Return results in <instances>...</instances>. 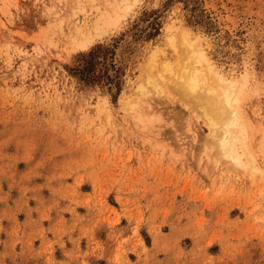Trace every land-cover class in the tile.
<instances>
[{
  "label": "rangeland",
  "instance_id": "1",
  "mask_svg": "<svg viewBox=\"0 0 264 264\" xmlns=\"http://www.w3.org/2000/svg\"><path fill=\"white\" fill-rule=\"evenodd\" d=\"M80 1L0 0V264H264L262 132L257 170L218 158L143 69L156 46L176 59L185 27L227 75L248 67L263 128L264 16L246 0Z\"/></svg>",
  "mask_w": 264,
  "mask_h": 264
},
{
  "label": "bare ground",
  "instance_id": "2",
  "mask_svg": "<svg viewBox=\"0 0 264 264\" xmlns=\"http://www.w3.org/2000/svg\"><path fill=\"white\" fill-rule=\"evenodd\" d=\"M127 1L119 0V3H128ZM229 1L235 2V0ZM104 3L107 4V1L104 0ZM126 3L125 5H127ZM108 4V7L112 6L111 10L113 8L116 12L122 8L120 5L115 6L113 2ZM74 5L82 10L85 9L84 3L80 0H76ZM245 5V10L249 16L257 19L264 16V0H246ZM122 6L124 10L122 9L121 11L125 12V6ZM224 6L226 7V4ZM90 9L89 11H91ZM98 9V7H95V10ZM231 16L228 15L227 17L235 25L237 21ZM101 20V17L98 18L93 25L98 26ZM76 28L78 29L79 26L77 25ZM168 30H172V28L169 26ZM167 40L170 48L175 51L176 59L169 55H164L159 60L160 47L156 46L154 51L152 50L151 55L148 56L149 60L145 64L146 67H143L147 72L144 84L157 89L155 90L156 92L161 91L158 80H168L170 83H167L170 88L178 93L187 102H185L187 105H191L193 114L201 117L208 126L211 132L208 142L210 152L218 158L235 165L237 168L244 170L246 165L250 164L252 169L257 170L256 165L253 163V158L248 152L249 140L257 131H261V135L264 136V131H262L264 127L262 128L260 124L258 127L253 121L254 119L251 120L248 116L249 113L247 114L245 109L244 102L246 98L257 90L251 71L247 67L243 73L239 72V76L227 75L212 61L204 47L205 45L202 43V38L198 35L193 36L191 31L185 27H180L178 35L170 33ZM153 69L158 70L157 72L155 71L156 76H153ZM144 84H139L142 90ZM132 109L133 107H131L130 111ZM238 141L240 142V147ZM262 142H259L261 143L259 145H264V139ZM244 157H246L245 160Z\"/></svg>",
  "mask_w": 264,
  "mask_h": 264
}]
</instances>
